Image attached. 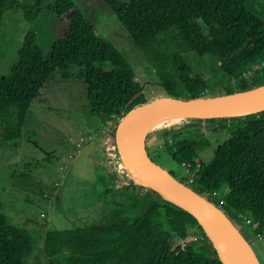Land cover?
Returning a JSON list of instances; mask_svg holds the SVG:
<instances>
[{
  "label": "trees",
  "instance_id": "1",
  "mask_svg": "<svg viewBox=\"0 0 264 264\" xmlns=\"http://www.w3.org/2000/svg\"><path fill=\"white\" fill-rule=\"evenodd\" d=\"M101 1L141 49L169 96H200L208 87L207 79L185 59L186 53L208 61L216 87L224 92L264 82V21L245 0ZM14 7L28 21L44 10L52 11L57 23L48 51L28 31L8 72L0 73V141L21 136L27 107L45 81L56 70L73 65L82 69L89 113L101 120L121 117L147 100L129 62L72 0H0V17ZM211 129H225L229 135L207 161L199 152L208 141L196 126L162 130L161 150L186 173L195 170L190 185L199 194L210 197L226 185L217 198L222 199L221 209L236 227L235 220H243L259 235L264 231V110L221 117V124ZM148 154L158 162V152ZM97 177L104 184L100 206L109 197L116 201L115 195H122L124 199L116 202L126 205V214L116 207L103 213L100 207L101 214L88 223L79 217L65 229L49 226L42 236L44 257L29 262L33 236L26 226L7 220L0 202V264H222L189 212L160 194L140 196L125 187L111 189L104 175ZM178 178L188 183L185 173Z\"/></svg>",
  "mask_w": 264,
  "mask_h": 264
},
{
  "label": "rangeland",
  "instance_id": "2",
  "mask_svg": "<svg viewBox=\"0 0 264 264\" xmlns=\"http://www.w3.org/2000/svg\"><path fill=\"white\" fill-rule=\"evenodd\" d=\"M72 1L86 18L93 21L96 32L111 41L129 62L135 71L136 80L141 82L147 100L167 96L145 55L132 41L115 13L101 0ZM245 5L264 21V0H245ZM56 23L57 18L52 11L44 10L35 20L28 21L20 8L5 10L0 17V73L8 72L28 31H33L36 43L44 52L48 51L55 37ZM184 56L192 69L207 79L208 87L201 96L224 92L216 87L217 78L210 73L208 61L194 53H186ZM119 118L111 115L101 120L89 113L82 69L73 65L66 71L56 70L45 81L38 97L27 107L21 136L0 141L1 210L9 222L26 226L32 234L34 247L27 257L29 262H39L44 257L42 236L49 226L65 229L71 226L73 218L79 217L84 218L82 223H88L101 214L100 207L103 213L111 212L112 207L122 210L126 208L125 204L116 202L124 199L118 194L114 197L116 201L109 197L100 206L104 184L98 179L97 173L111 182V189L125 187L140 196H158L139 181H126L121 165L125 163L114 141ZM194 118H187L184 126H196L202 130L208 146L199 152V158L207 161L212 150L229 134L225 129H211L221 124L219 116ZM161 132L157 127H148L144 138L147 152L151 155L158 152L157 159L162 166L173 171L177 178L185 173L186 180L191 184L195 170L186 173L161 150ZM79 140L81 144L76 146ZM85 145H88L90 159ZM124 167L128 170L126 165ZM47 190L50 193L43 194ZM226 190L227 186L222 185L213 193L214 199L208 197L209 200L217 203V198ZM135 208L133 211L137 212L139 207ZM123 213L126 214L125 210ZM235 223L246 235L259 263L264 264V231L255 235L245 221L235 220ZM189 238L194 239V236ZM180 241L176 240L175 244Z\"/></svg>",
  "mask_w": 264,
  "mask_h": 264
},
{
  "label": "water",
  "instance_id": "3",
  "mask_svg": "<svg viewBox=\"0 0 264 264\" xmlns=\"http://www.w3.org/2000/svg\"><path fill=\"white\" fill-rule=\"evenodd\" d=\"M264 110V82L245 89L212 96H164L132 106L118 120L114 141L126 172L137 176L142 184L155 186L167 194L163 197L189 212L199 223L222 264H244L239 254L226 241L221 222L244 239L217 203L191 188L148 154L145 145V126L155 119L181 113L209 116H237ZM140 179V180H139ZM135 181V180H134ZM146 184V185H147ZM254 259L259 263L250 243L245 239Z\"/></svg>",
  "mask_w": 264,
  "mask_h": 264
},
{
  "label": "bare ground",
  "instance_id": "4",
  "mask_svg": "<svg viewBox=\"0 0 264 264\" xmlns=\"http://www.w3.org/2000/svg\"><path fill=\"white\" fill-rule=\"evenodd\" d=\"M191 117H195L194 119H196V118L209 117V115H207V114L206 115L205 114L196 115V114L181 113V114H177V115H173V116L155 119L153 121H150L145 126V132L147 131L149 126H150V128L157 127L160 130H168L171 128H178V127L184 126L185 120L187 118L191 119ZM121 165H122V167L124 169V173L126 175V178H125L126 181L127 182L128 181L134 182V180L137 181V179H138L137 176L132 175L131 173L129 174V172H126L124 164L122 163ZM146 184L143 183V185L147 186L151 190H154L157 194H160L162 197H168L165 192L158 189L157 187L151 186L149 184L146 185ZM221 227H222L223 234H224L226 241L239 254L243 263L244 264H258L257 261L254 259L252 251L250 250L248 244L244 241V239L237 236L234 232L229 230L222 222H221Z\"/></svg>",
  "mask_w": 264,
  "mask_h": 264
},
{
  "label": "built area",
  "instance_id": "5",
  "mask_svg": "<svg viewBox=\"0 0 264 264\" xmlns=\"http://www.w3.org/2000/svg\"><path fill=\"white\" fill-rule=\"evenodd\" d=\"M152 70H153V69H152ZM134 79L136 80V77H135V76H134ZM88 136H90V138H91V135H90V134H88ZM80 140H81V139H80ZM80 140H79V142H76V146L81 144ZM81 141H83V140H81ZM69 156H71V154H70ZM114 162H115V161H114ZM117 164H118V163H117ZM116 168H117V167H116ZM55 183H56V182H55ZM55 183H54V184H55ZM45 194H46V193H45ZM210 198H211V199H214V198L212 197V195L210 196ZM221 203H222V199H219V200L217 201V204L220 205Z\"/></svg>",
  "mask_w": 264,
  "mask_h": 264
},
{
  "label": "crops",
  "instance_id": "6",
  "mask_svg": "<svg viewBox=\"0 0 264 264\" xmlns=\"http://www.w3.org/2000/svg\"><path fill=\"white\" fill-rule=\"evenodd\" d=\"M85 147L87 148V156H88L89 159H90V156H89V150H88V145H85ZM69 179H70V177H69ZM67 184H68V183H67ZM68 186L70 187L69 184H68ZM63 191H64V190H63ZM44 193H46V195H48V194L50 193V190L44 191L43 194H44ZM78 215H79V214H77V216H78ZM73 217H74V216H72L71 219H72ZM71 219H70V220H71Z\"/></svg>",
  "mask_w": 264,
  "mask_h": 264
}]
</instances>
